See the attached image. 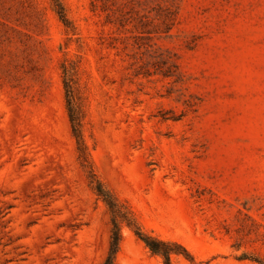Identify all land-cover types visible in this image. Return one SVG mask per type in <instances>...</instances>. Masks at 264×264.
I'll list each match as a JSON object with an SVG mask.
<instances>
[{
    "label": "rangeland",
    "instance_id": "obj_1",
    "mask_svg": "<svg viewBox=\"0 0 264 264\" xmlns=\"http://www.w3.org/2000/svg\"><path fill=\"white\" fill-rule=\"evenodd\" d=\"M115 222L112 264H166L136 226L264 264V0H0V264H105Z\"/></svg>",
    "mask_w": 264,
    "mask_h": 264
},
{
    "label": "trees",
    "instance_id": "obj_2",
    "mask_svg": "<svg viewBox=\"0 0 264 264\" xmlns=\"http://www.w3.org/2000/svg\"><path fill=\"white\" fill-rule=\"evenodd\" d=\"M59 13H60L61 19L65 22L67 20V18H66L65 12L63 11L62 7H61ZM66 88H67V91H69L70 86H69L68 82H66ZM68 110H69V115H70V119L72 122L74 134L77 137H79L80 136V122H79L78 118L75 117L73 104L70 101V99L68 100ZM98 185H99V183H98ZM98 191H99V194L102 196L103 200L107 203V205L111 209H114V207L117 205V203H116L115 198L112 196V194L109 193L107 190L102 189L101 186L99 187ZM136 234L141 240H143L145 242L147 247L152 252L162 253L165 257V263L166 264H171L170 257H171L172 251H171V249H165V247L169 246V244L167 242H164L155 236H152V235L145 233L139 226H136ZM120 241H121L120 228H119L118 223L115 222L113 234L111 236V252H110L111 255L107 259L105 264H112L113 254L116 253V251L119 247Z\"/></svg>",
    "mask_w": 264,
    "mask_h": 264
}]
</instances>
